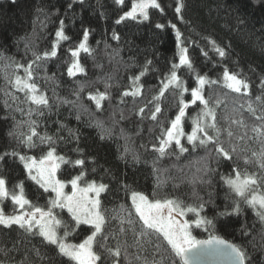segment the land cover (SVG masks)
<instances>
[{"label":"trees","instance_id":"16d2710c","mask_svg":"<svg viewBox=\"0 0 264 264\" xmlns=\"http://www.w3.org/2000/svg\"><path fill=\"white\" fill-rule=\"evenodd\" d=\"M159 2L163 13L150 9L149 20H125L117 24L124 12L130 10L133 0H125L122 6L117 5L115 0H84L83 4L78 0H15L14 3L12 0H0V55L27 64L34 59L33 52L39 55L50 52L61 20L69 37L61 42L55 57L38 61L39 67L33 66L34 80L51 105V111L45 109L42 116L33 113L29 117L27 110L36 106L24 102L25 93L17 92L8 84L6 76L11 77L14 68L8 66L10 61L0 59V152L15 149L39 159L49 147H55L56 153L66 159L85 160V176L81 183L95 180L109 185V192L101 196L102 209L106 214L107 239L101 240L98 236L94 246V250L101 255L100 264H112L113 257L107 251L109 248L113 251L120 249V264H144L143 257H147L148 264H151L157 245L160 246V255H155V259L160 261L163 255V264H171L168 259L170 249L165 251L168 246L162 237L154 233L140 236L139 223L136 224L135 236L127 224L123 227L128 231H119L121 217L124 216L120 206H131V191L141 192L150 200L176 199L189 206L206 202L201 215L214 219L216 228L205 231L193 226L194 236L200 240L210 236L227 239L247 251L251 257L249 264H264V224L252 208L230 193L221 179V176L234 178V167L241 172H259L258 165H246L243 158L236 165L232 161L217 164L208 157L212 145L207 149L193 150L185 140L183 143L189 151L180 155L179 159L173 148L168 149L169 155L157 159L158 153L153 151L152 146H158L162 129L170 126V121L178 112L177 97L171 94V89L159 101V123L147 118L152 107L148 102L158 95L160 81L168 74L172 63H178L179 41L175 29L170 26L175 24L197 73L206 75L210 80H221L223 70L227 68L247 78L250 83V96L233 93L222 83L204 86V96L209 99L210 107H215L216 100L221 101L219 107H215L219 125L226 127L230 119H238L241 115L249 127L260 123L247 111V104L252 101L253 106H257L256 96H261L264 101V88L261 87V80L264 79V7L257 0H183L181 20L174 11L177 0ZM157 23L165 27L157 29ZM85 29L89 33L88 45L92 55L81 53L79 60L85 74L70 77L67 73L73 60L71 50L82 41ZM114 33L119 35V41L112 38ZM209 40H215L221 47L230 45L226 49L228 57L221 60ZM146 60H151L152 64L140 79L143 85L141 96L135 99L124 97L125 102L121 103L122 91L130 90L132 77L140 73ZM18 74L24 75L22 70ZM177 74L190 91L198 86L195 75L185 68H180ZM106 82L111 84L107 89L110 98L102 101V108L97 110L94 101L88 97L105 92ZM190 91L184 95L186 102L190 100ZM6 92L11 95H6ZM12 97L18 99L13 100ZM6 102L10 107L6 106ZM241 105L244 107L241 108ZM140 107H145L144 119L136 114ZM202 108L203 105L197 102L186 109L184 124L187 131L192 125L191 119ZM29 119L37 121V132L53 137L55 144L28 149L9 135L11 131L28 134ZM17 122L19 129L16 128ZM98 122L102 126H97ZM233 128L240 131L236 126ZM77 136L78 140L74 138ZM221 138L225 139L226 133ZM33 139L36 140L35 137ZM249 144L259 149L258 144L250 141ZM125 147L129 149L128 163L120 158ZM225 147H228L227 143ZM132 154L138 155L139 163L131 162ZM205 157L208 159L205 160ZM154 163L159 171L153 170ZM206 164L216 171L204 176L202 168ZM80 171L79 167L62 164L57 177L68 182ZM0 176L7 179L10 192H18L19 189L14 186L23 183L24 194L32 204L47 210L54 194L43 192L30 180L18 159L6 157L0 163ZM202 177L210 179L211 183H201ZM124 184L128 185V191L123 190ZM258 192L264 194V186ZM233 199L240 201L241 213L218 217L217 214L226 207L231 208ZM3 209L14 212L15 205L5 200ZM54 212L62 221V229L65 230L67 225L76 242L84 241L91 234L88 226L73 231L71 225L74 222L66 209H54ZM186 218L189 221L195 219L192 213H188ZM41 240V237H26L20 230L0 226V248L10 250L7 257L0 254V261H8L9 264H19L20 261H26V264H74L66 257L58 256L55 246L45 245ZM137 240L144 245V251L135 246ZM137 254L142 257L141 260L136 259Z\"/></svg>","mask_w":264,"mask_h":264},{"label":"snow or ice","instance_id":"6c2138e0","mask_svg":"<svg viewBox=\"0 0 264 264\" xmlns=\"http://www.w3.org/2000/svg\"><path fill=\"white\" fill-rule=\"evenodd\" d=\"M14 3L15 0H12ZM77 2V0H74ZM80 4L84 3V0H78ZM261 7H264V0H257ZM117 5H124L125 0H115ZM71 7V4H69ZM184 8L183 0H177L175 6V13L183 20V16L180 15ZM158 9L163 13L164 9L161 6L159 0H133L131 8L125 11L124 14L116 21L117 24L122 23L125 20L140 22L149 20V10ZM242 22V21H241ZM172 29L176 31L177 40H180L181 33L176 28L175 24L170 25ZM157 29H163L165 25L157 23L155 25ZM88 30L83 32V39L78 46L71 50V56L73 58L71 66L68 68V76L75 77L78 74H85L84 67L80 64L81 53L92 55V49L88 45ZM114 40L119 41L120 37L117 34H113ZM69 37L64 32V21H60V27L56 32V44L53 46L50 52H45L42 55L33 52L34 59L27 64L20 63L13 60L11 57H4L0 55V59L10 61L8 66L14 68L13 75L11 77L6 76L8 84L11 85L17 92L25 93V101L35 108H29V117L35 113L37 116L44 115V110L51 111V105H49V98L41 91L37 83L34 80L33 66L38 65V61L47 60L57 55L56 48L59 46L60 41L68 40ZM214 52L221 58V60L228 57L229 53L226 50L229 46L221 47L215 40H209ZM115 52V50H114ZM118 54V53H116ZM207 56V53H204ZM152 64L151 60H146L143 69L138 75L132 77L130 90H124L121 93V103H124V97H133L134 99L140 97L143 90V85L140 84V79L147 71L148 66ZM180 68H185L188 73L194 74L198 87H194L189 90L185 86L181 79V76L177 74ZM23 71V76L19 75V71ZM233 93L250 96V83L247 78L241 77L239 74L228 71L227 68L223 70L221 80H210L206 75L202 76L196 72L193 67L192 60L189 57L188 49L181 45L179 49L178 63H172L168 74L163 80L160 81L161 87L159 88L158 95L152 97L148 102L152 105L149 109V115L147 118L152 121L158 122V116L161 113V106L159 101L164 97L165 93L172 90V95L177 97L178 112L175 118L170 121V126L167 129H162L161 136L158 141V146L153 145L152 149L158 153V157L162 158L165 155H169L168 149L173 148L174 152L179 159L180 155L187 153L189 148L182 143L183 139H186L187 144L192 147L193 150L197 148H206L209 145L213 146L212 151L208 153V157L215 160L217 164L221 161H232L234 165L237 161L243 158L244 163H249L254 166L258 165L261 171L249 173L247 170L241 172L237 167L233 168L235 173L234 178L232 176H221V179L227 185L230 193H234L235 197H239L250 208L255 211L256 216L260 222L264 224V194H260L258 189L264 186V101L261 96H256L255 101L259 102L257 106H253V102L249 101L247 104V111L251 113L255 121L260 123H254L251 127L245 123L243 115L238 119H230L226 127L219 125L217 121V115L215 107H219L221 101H215V107L209 106V99L204 96V86L207 84L209 87L212 85L220 84ZM111 87L110 83H105V92H97L95 95L90 94L89 99L94 101L97 110L102 108V101L109 99V93L107 89ZM261 87L264 88V79L261 80ZM83 90V85L80 87V91ZM190 91V100L185 101L184 95ZM79 95V93H76ZM6 95H11L6 92ZM13 100L18 99L12 97ZM197 102L203 105V108L192 120L193 128L190 134H185L183 130V118L186 115V109L191 105H196ZM6 106L10 107V105ZM241 108L244 105L240 106ZM259 113V114H258ZM141 119L145 118V107H140L136 113ZM123 113H121V119H123ZM79 119V116H77ZM28 134L19 131L9 132L10 136L17 139L19 144L24 145L28 149L37 148L40 145H54L55 139L48 135H40L37 132V121L29 119ZM159 123V122H158ZM97 126H102L99 124ZM233 126H236L240 131L234 130ZM20 124L17 122L16 128L19 129ZM226 133V138L222 139V135ZM36 138L34 140L33 138ZM79 139V137H74ZM104 137L102 136L101 139ZM249 141L252 144H258L259 149L256 150L251 147ZM225 143L228 147H225ZM77 151H80L77 149ZM214 152V155H213ZM129 155V149L125 147L124 152L121 155V159L125 160ZM18 159L20 164L23 165V169L27 173V177L34 181L43 192L54 194L48 202L47 210L32 204V202L24 194L23 183L16 184L15 189L19 191H11L8 187V181L4 176H0V205L5 200H10L13 205L17 207V211L14 214H6L2 206H0V226L3 229L20 230L22 235L26 237L37 236L41 237V243L45 245L55 246V251L58 256L66 257L74 264H100L101 255L94 250V246L97 241V237H101V240L107 239L105 234L106 214L102 209L101 196L104 193L109 192V185L103 182H97L95 180L85 181L81 186V181L84 180L85 160L83 158H77L75 160L66 159L63 155L56 153L55 147H49L44 155L39 159L34 156H28L21 154L19 151L13 149L12 151L0 152V163L5 161V158ZM205 157V160L208 159ZM131 162L133 164L139 163V157L136 154H132ZM62 164H70L72 167H79L80 173L75 175L67 183L57 179L56 173L60 169ZM154 171H159L153 165ZM95 171V169H93ZM216 169L208 166L207 164L202 168L204 176H207L211 172H215ZM159 180V176H158ZM201 183H211L210 179L205 180L203 177L200 180ZM71 185V194L66 193L64 190L67 184ZM123 190L128 191V185H122ZM251 193V195H247ZM131 206L125 208L123 205L120 208L124 212V216L121 217L122 227L120 232H126L128 229L123 227L124 224L130 226V229L135 236L136 224H140V236H151L153 233L157 237H162L163 241L168 246L165 251L170 249L171 264H177V258L179 264H196V259L208 252H214L226 256L230 264H249L251 257L247 251L235 244L219 237H211L207 240L197 239L191 229L203 228L205 231H210L216 228L214 219H209L207 216H202L201 213L205 210V203L201 202L196 206L184 205L182 201L176 199H156L150 200L149 197L138 191H131ZM54 209H60L61 211L67 210V213L71 217V221L74 223L71 225L72 230L79 229L81 226H88L91 229V234L79 244L68 243L67 237L70 235L68 226L65 225V231L63 236L59 235L57 229L61 226L62 221L57 218V214ZM240 201L233 199L231 208H225L217 214L218 217H231L241 213ZM188 213H192L195 217L194 220L189 221L187 219H178V217H185ZM15 226V228H14ZM147 243V241L145 242ZM135 246L139 251H144V245L139 241H135ZM159 245L156 246L157 251L153 253V259L151 264H163L164 257L161 255V260L157 261L155 255H160ZM108 253L113 257L112 264H120L119 257L121 251L117 248L113 251L111 248L107 249ZM10 250L6 248H0V254L5 257L9 255ZM39 255V251H37ZM137 260H141L142 257L137 254ZM144 264H148V258L143 257ZM0 264H9L8 261H0ZM19 264H26V261H20Z\"/></svg>","mask_w":264,"mask_h":264},{"label":"rangeland","instance_id":"374dc122","mask_svg":"<svg viewBox=\"0 0 264 264\" xmlns=\"http://www.w3.org/2000/svg\"><path fill=\"white\" fill-rule=\"evenodd\" d=\"M61 42L62 41H60L59 42V45L61 44ZM56 44V41H55V43H54V45ZM181 45H182V42H181V37H180V40H179V49H180V47H181ZM183 46V45H182ZM59 47V46H58ZM58 47L56 48V51H57V49H58ZM184 47V46H183ZM198 87V86H197ZM191 105V104H190ZM196 117V116H195ZM194 117V118H195ZM185 118H186V115H185V117L183 118V130H184V132H185V134L187 135V134H190L191 133V131H192V128H193V124L192 125H190L189 126V130L187 131L186 130V128H185V124H184V120H185ZM193 120V118L191 119V121ZM192 123V122H191ZM186 141V139H183L182 140V143H183V141ZM187 142V141H186ZM58 172V171H57ZM56 177H57V173H56ZM57 179H58V177H57ZM67 183V182H66ZM84 184L83 183H81V186H83ZM66 193H68V194H71V191H72V189H71V185H70V183L69 184H67V187L65 188V190H64ZM247 195H251V193H248ZM0 206H2L3 207V204L2 205H0ZM17 211V207L15 206V211L14 212H5L6 214H14L15 212ZM58 218V217H57ZM59 219V218H58ZM178 219H187L186 218V216L185 217H182V218H180V217H178ZM86 226V225H85ZM57 231H58V233H59V235H61V236H63V234H64V231L65 230H63L62 229V224H61V226L57 229ZM191 231H192V234L194 235V231H193V229H191ZM66 242H68V243H72V244H79V243H77L76 241H75V239H72L71 238V234L67 237V241ZM83 242V241H82ZM81 242V243H82Z\"/></svg>","mask_w":264,"mask_h":264},{"label":"water","instance_id":"95a60500","mask_svg":"<svg viewBox=\"0 0 264 264\" xmlns=\"http://www.w3.org/2000/svg\"><path fill=\"white\" fill-rule=\"evenodd\" d=\"M213 236H210L206 239H202V240H207L209 238H211ZM218 237V236H215ZM221 238V237H219ZM224 239V238H221ZM226 241H228L227 239H224ZM229 243H231L230 241H228ZM233 244V243H232ZM196 264H230L229 259L221 254H217L214 252H208L206 254L200 255L197 259H196Z\"/></svg>","mask_w":264,"mask_h":264},{"label":"flooded vegetation","instance_id":"af4514ba","mask_svg":"<svg viewBox=\"0 0 264 264\" xmlns=\"http://www.w3.org/2000/svg\"><path fill=\"white\" fill-rule=\"evenodd\" d=\"M71 238L73 239V237L71 236ZM77 243H81V242H77Z\"/></svg>","mask_w":264,"mask_h":264}]
</instances>
